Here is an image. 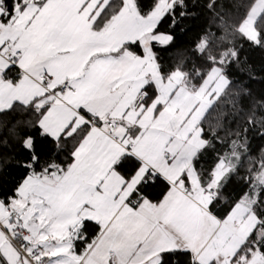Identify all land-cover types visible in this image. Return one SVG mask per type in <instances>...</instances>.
Returning <instances> with one entry per match:
<instances>
[{
	"label": "snow or ice",
	"instance_id": "1",
	"mask_svg": "<svg viewBox=\"0 0 264 264\" xmlns=\"http://www.w3.org/2000/svg\"><path fill=\"white\" fill-rule=\"evenodd\" d=\"M235 6L239 18L204 4L224 33L219 50L207 35L195 45L206 69H166L156 48L174 36L161 26L195 2L0 0V145L17 144L26 171L0 192V264H264V156L228 191L264 116L225 130L228 151L198 169L219 139L205 125L231 94L228 66L244 43L264 48V0Z\"/></svg>",
	"mask_w": 264,
	"mask_h": 264
},
{
	"label": "trees",
	"instance_id": "2",
	"mask_svg": "<svg viewBox=\"0 0 264 264\" xmlns=\"http://www.w3.org/2000/svg\"><path fill=\"white\" fill-rule=\"evenodd\" d=\"M193 2L196 3V7L191 9L192 15L181 21L175 28H170L168 23L161 26L160 30L162 32H171L174 36V41L170 46H157L156 48L161 64L166 69L175 65L181 58L193 64H200L206 69L207 64L202 60L198 61L194 54L195 45L204 35H207L209 40L217 46V50L221 47V37L224 33L222 26L213 14L209 13L204 7L208 0H189L190 6ZM221 2L228 5L233 18H239L242 14V9L235 6L237 0H221ZM243 2H246V0H243ZM227 74L231 81V94L208 117V123L205 125L206 132L209 133L210 138L212 134L218 133L219 139L214 142V147L204 152L199 159L198 169L201 172H207L211 169L217 156L228 151L231 137L226 134L225 130L237 131L249 127L246 121L250 114H255L257 119L264 116V48L244 43L240 50L239 61L228 66ZM240 90H242L240 95H234ZM233 99L236 104L235 108L232 107L231 103ZM216 117L221 118L224 130L217 127ZM16 118H19L18 113L4 117L6 120ZM262 131L264 130L250 128L247 134L248 152L245 155L244 166L240 175L233 177L228 189L233 197L243 188L241 177L246 174L250 164L264 156V135H261ZM39 147L44 152L58 155L60 160L65 159L64 154L56 153L52 144L48 141L41 140ZM0 156L5 158L3 168L0 170V192L8 195L10 190L14 189L16 184L26 175V171L17 163L23 162L25 154L17 144L9 142L7 145H0ZM161 190L160 186L148 189L153 194L159 193ZM226 206V203L222 202L217 205L216 210L219 211ZM94 235V232L91 233L90 238ZM83 247L82 243L78 244L79 250Z\"/></svg>",
	"mask_w": 264,
	"mask_h": 264
},
{
	"label": "crops",
	"instance_id": "3",
	"mask_svg": "<svg viewBox=\"0 0 264 264\" xmlns=\"http://www.w3.org/2000/svg\"><path fill=\"white\" fill-rule=\"evenodd\" d=\"M82 249H83V248H82ZM82 249H81V250H82ZM78 250H79V249H78Z\"/></svg>",
	"mask_w": 264,
	"mask_h": 264
}]
</instances>
